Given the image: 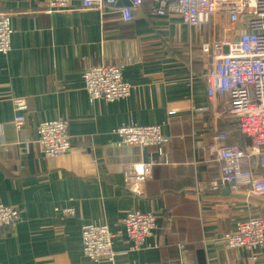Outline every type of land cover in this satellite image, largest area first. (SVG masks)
<instances>
[{
	"label": "crops",
	"instance_id": "crops-1",
	"mask_svg": "<svg viewBox=\"0 0 264 264\" xmlns=\"http://www.w3.org/2000/svg\"><path fill=\"white\" fill-rule=\"evenodd\" d=\"M45 1L0 0L14 30L12 50L0 55V203L22 210L15 226L0 231V264H90L79 238L85 224L108 225L116 237L114 264H247L244 251L225 248L221 237L239 219H264V200L225 184L210 187L221 174L210 150L214 130L226 134L228 148L249 141L237 132L236 119L216 118L226 100L215 109L207 102L208 67L197 39L190 46L180 18L153 17L146 8L135 7L124 23L116 4L87 11L73 0L70 12L51 13ZM101 64L122 67L132 86L128 98L89 103L82 74ZM16 100L26 105L19 133ZM61 118L68 122L70 152L46 158L37 126ZM131 123L160 125L168 139V163L153 167L142 197L127 191L122 172L154 160L157 149L117 147L114 131ZM253 168L264 174L260 165ZM66 207L75 217L60 216ZM132 210L157 219L158 249L127 251L120 219ZM260 251L264 264V246Z\"/></svg>",
	"mask_w": 264,
	"mask_h": 264
},
{
	"label": "built area",
	"instance_id": "built-area-1",
	"mask_svg": "<svg viewBox=\"0 0 264 264\" xmlns=\"http://www.w3.org/2000/svg\"><path fill=\"white\" fill-rule=\"evenodd\" d=\"M78 1L83 10L103 11L108 6L113 8L119 0ZM129 1L131 7L117 8L124 23L132 21L133 9L143 3V0ZM72 3L73 0H46L44 6L51 13L70 12ZM146 8L153 17L180 18L188 30L190 46L197 39L200 57L208 67L204 75L207 102L215 109L219 100H226L224 109L215 111L216 118L236 119L241 135L249 140L247 146L228 148L224 145L226 134L214 128L210 150L221 164V174L218 181L211 182V189L232 183L233 190L240 188L247 195L264 200V174L253 168L256 163L264 170V0H148ZM220 18L225 31L219 36L215 27ZM13 33L12 14L0 13V55L12 50ZM82 79L91 105L96 101L111 103L126 99L132 90L130 82L123 78L121 66L96 65L83 72ZM25 110L24 100L14 101L13 129L16 133L24 128ZM168 113L174 114L173 111ZM114 132L118 135L117 147L135 146L140 151H147L149 147L157 149L154 160L130 165L122 172L127 191L142 197L146 185L153 179V167L168 163L163 148L168 139L160 125L131 123ZM36 134V143L44 157L58 159L70 152L71 139L65 119L41 121ZM58 213L64 218L76 215L75 209L68 207ZM21 215V209L0 203V231L15 226ZM120 220L129 242L128 252L140 251L145 246L158 249L159 226L152 213L132 210ZM79 238L82 255L90 264H114L117 255L112 245L116 237L108 225L85 224L80 228ZM221 238L225 248L244 251L247 264H261L262 218L237 221L233 232ZM150 239L154 241L149 243ZM178 248L182 250L184 246L180 244Z\"/></svg>",
	"mask_w": 264,
	"mask_h": 264
},
{
	"label": "rangeland",
	"instance_id": "rangeland-1",
	"mask_svg": "<svg viewBox=\"0 0 264 264\" xmlns=\"http://www.w3.org/2000/svg\"><path fill=\"white\" fill-rule=\"evenodd\" d=\"M5 6V4H3V5H1L0 7H4ZM3 12H5V10H3L2 12H0V13H3ZM215 31H216V35H221V33L222 32H224L225 31V24L223 23V21H222V19L220 18V19H217V21H216V27H215ZM207 35V34H206ZM194 36H195V34H194ZM255 217H260V218H262V216H260L259 214H255V216L253 215V216H251V217H247V218H242V219H239L238 221H240V220H245V219H249V218H255ZM263 219V218H262ZM264 220V219H263Z\"/></svg>",
	"mask_w": 264,
	"mask_h": 264
},
{
	"label": "water",
	"instance_id": "water-1",
	"mask_svg": "<svg viewBox=\"0 0 264 264\" xmlns=\"http://www.w3.org/2000/svg\"><path fill=\"white\" fill-rule=\"evenodd\" d=\"M117 7H131V2L129 0H119L116 3ZM232 183H225L226 190H229V187H232Z\"/></svg>",
	"mask_w": 264,
	"mask_h": 264
},
{
	"label": "trees",
	"instance_id": "trees-1",
	"mask_svg": "<svg viewBox=\"0 0 264 264\" xmlns=\"http://www.w3.org/2000/svg\"><path fill=\"white\" fill-rule=\"evenodd\" d=\"M147 2H148V0H143V3H142V5H141V8H146V4H147ZM147 9V8H146ZM204 62H205V60H204ZM236 129H237V132L241 135V133H240V131H239V129L237 128V123H236ZM249 141V140H248ZM249 144V143H248ZM231 233V232H230Z\"/></svg>",
	"mask_w": 264,
	"mask_h": 264
}]
</instances>
